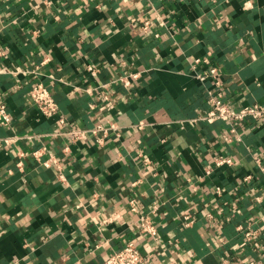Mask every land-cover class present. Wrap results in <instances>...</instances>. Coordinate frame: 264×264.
<instances>
[{
  "label": "crops",
  "instance_id": "1",
  "mask_svg": "<svg viewBox=\"0 0 264 264\" xmlns=\"http://www.w3.org/2000/svg\"><path fill=\"white\" fill-rule=\"evenodd\" d=\"M210 99L264 104V0H0V264H102L129 242L155 264H262L264 125L224 140Z\"/></svg>",
  "mask_w": 264,
  "mask_h": 264
},
{
  "label": "built area",
  "instance_id": "2",
  "mask_svg": "<svg viewBox=\"0 0 264 264\" xmlns=\"http://www.w3.org/2000/svg\"><path fill=\"white\" fill-rule=\"evenodd\" d=\"M82 1H89V0H82ZM147 23H144V26H147ZM200 61L197 60L195 63H199ZM88 70H91L90 68ZM216 75V70L211 69L208 74L206 75H197V78L200 82L205 81L207 78H214ZM138 74H132L129 77L136 79L138 78ZM129 77H125L121 80V82L127 86L129 84ZM28 97L31 101L32 105L38 110L41 116L44 118H51L56 116L58 113V108L53 100L52 96L50 95L48 89L42 83H35L33 84L30 89L28 90ZM210 103L213 104V108L209 110L204 116L200 119L206 121L208 123H212L214 121H223L227 122L231 125L229 134L227 136H223L224 140L231 141L232 139L238 140V132L236 129L235 124L245 122V121H253L257 122L260 125H264V104L263 105H248L244 107H240L239 109H234L228 105H224L220 103V101L210 99ZM63 123L60 120V124ZM11 124V117L7 112L6 106L0 104V125L3 127H7ZM100 131H105L101 127H96L93 129L91 134L95 135ZM70 135L73 140H79L84 138L85 135L82 132H70ZM235 136V137H234ZM233 137V138H232ZM5 142V141H4ZM2 141H0V145ZM33 156L38 159L39 153L34 152ZM53 162V160H51ZM49 161V162H51ZM146 161V160H144ZM259 163V161H257ZM230 165L231 161L229 159H216L215 165L222 166V165ZM44 166H48V161L43 163ZM261 171L264 172V168L260 167ZM129 209L131 212L138 211V203L136 199H131L128 202ZM210 219V216H208ZM183 226L190 227L194 220L191 218L190 215H184L182 217ZM108 222V221H105ZM137 230L140 234L148 235L153 240L157 239V230L156 228L149 222L148 219L141 220L137 225ZM253 232L246 231L244 233V242H250L254 237ZM263 257L261 258V263L264 264V248L262 247ZM102 264H155L152 257L148 254H143L137 246L129 242L125 244L120 250L115 251L109 254L106 259L103 261ZM221 264H232L230 261L226 260ZM248 264H255L253 261H250Z\"/></svg>",
  "mask_w": 264,
  "mask_h": 264
},
{
  "label": "clouds",
  "instance_id": "3",
  "mask_svg": "<svg viewBox=\"0 0 264 264\" xmlns=\"http://www.w3.org/2000/svg\"><path fill=\"white\" fill-rule=\"evenodd\" d=\"M248 6L250 7L251 5L249 4Z\"/></svg>",
  "mask_w": 264,
  "mask_h": 264
}]
</instances>
